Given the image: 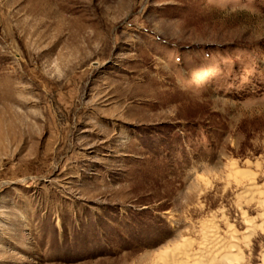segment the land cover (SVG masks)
Returning a JSON list of instances; mask_svg holds the SVG:
<instances>
[{"label":"rangeland","instance_id":"1","mask_svg":"<svg viewBox=\"0 0 264 264\" xmlns=\"http://www.w3.org/2000/svg\"><path fill=\"white\" fill-rule=\"evenodd\" d=\"M232 163L264 197V0H0V264L242 233L264 206L238 208Z\"/></svg>","mask_w":264,"mask_h":264},{"label":"bare ground","instance_id":"2","mask_svg":"<svg viewBox=\"0 0 264 264\" xmlns=\"http://www.w3.org/2000/svg\"><path fill=\"white\" fill-rule=\"evenodd\" d=\"M230 167L232 177L235 178L240 188L237 197L240 201L237 205L238 208L241 209V202H247L248 204L249 201L252 202L251 200L254 199L259 205L264 206V197L260 191L261 186L259 187L256 184L255 178L248 177L250 172L248 174L245 170L237 167L236 163L230 164ZM236 177L242 178V181ZM261 217L260 223H256L252 218H247L244 212H241L242 222L246 226L242 233H239L232 225L225 222L223 217H220L216 222L214 220L200 222L201 234L198 235L197 239L180 237L178 242L162 252L161 261L155 264H243L242 258L244 256L241 255L243 253L241 246L248 247L250 250V239L256 233L255 231L260 230L264 233V212ZM217 222L222 223L225 230L221 231ZM261 264H264V248L261 253Z\"/></svg>","mask_w":264,"mask_h":264}]
</instances>
